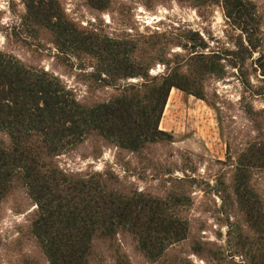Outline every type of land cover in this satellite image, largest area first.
Wrapping results in <instances>:
<instances>
[{
	"label": "rangeland",
	"instance_id": "1",
	"mask_svg": "<svg viewBox=\"0 0 264 264\" xmlns=\"http://www.w3.org/2000/svg\"><path fill=\"white\" fill-rule=\"evenodd\" d=\"M236 1L101 0L99 7L55 0L81 34L122 43L133 63H151V77L168 73L161 57L171 70L183 65L203 96L172 89L159 126L170 140L133 153L93 136L56 158L70 175L107 173L124 193L181 200L176 210L187 237L160 258L149 259L119 232L94 242L90 264H264V96L257 95L264 87V0H242L241 20L229 15ZM0 52L56 76L85 106L142 82L107 79L106 86L95 76L98 59L60 54L52 32L28 18L26 0H0ZM200 60L220 68L199 76ZM238 176L258 204L253 219L240 207ZM36 211L20 183L0 202V264H50L32 233Z\"/></svg>",
	"mask_w": 264,
	"mask_h": 264
},
{
	"label": "trees",
	"instance_id": "2",
	"mask_svg": "<svg viewBox=\"0 0 264 264\" xmlns=\"http://www.w3.org/2000/svg\"><path fill=\"white\" fill-rule=\"evenodd\" d=\"M89 1L103 7L101 0ZM57 6L55 0H26L28 18L52 32L60 54L98 59L95 76L106 86L112 83L107 79L142 82L118 88L108 101L85 106L56 76L0 52V135L6 137L0 141V202L14 184L23 185L37 210L32 233L50 264H90L94 242L119 232L130 234L146 257L157 260L187 237L188 225L176 210L180 199L127 194L110 174L70 175L55 160L93 136L133 153L170 140L159 126L172 89L203 96L193 90L189 75L182 74L183 65L171 70V62L161 57L168 73L151 77V63H133L122 43L81 34ZM245 10L238 0L230 5L229 15L241 20ZM196 66L199 76L220 68L204 60ZM257 95L264 96V87ZM237 178L240 207L253 219L258 204L242 188L245 181Z\"/></svg>",
	"mask_w": 264,
	"mask_h": 264
}]
</instances>
